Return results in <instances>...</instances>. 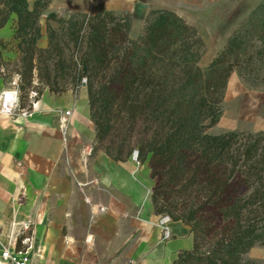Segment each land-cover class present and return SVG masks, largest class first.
Segmentation results:
<instances>
[{"label":"trees","instance_id":"trees-1","mask_svg":"<svg viewBox=\"0 0 264 264\" xmlns=\"http://www.w3.org/2000/svg\"><path fill=\"white\" fill-rule=\"evenodd\" d=\"M48 4L0 0V28L13 20L19 89L33 77L38 96L45 88L61 93L67 84L86 85L92 154L102 149L117 161L137 150L154 182V213L180 220L192 234V247L171 264H264L247 255L264 246V130L206 131L222 113L231 71L220 69L225 52L201 70L192 50L201 39L168 9L150 10L136 39L126 10L49 12L41 48L39 18ZM258 38L264 45V21ZM7 44L0 39V47Z\"/></svg>","mask_w":264,"mask_h":264},{"label":"crops","instance_id":"crops-1","mask_svg":"<svg viewBox=\"0 0 264 264\" xmlns=\"http://www.w3.org/2000/svg\"><path fill=\"white\" fill-rule=\"evenodd\" d=\"M84 1L64 0L65 5L51 1L47 10L59 14L126 10L133 15L132 30L136 31L152 8L173 10L199 29L200 15L204 13L210 19L211 30L217 24L222 26L219 37L216 34L208 37L211 57L222 48L235 27L234 14L257 3L86 0V5H70ZM216 8L227 11L221 18L222 24L213 20ZM11 32L9 38L0 39L12 40L13 28ZM44 35L41 30L37 44L42 48L46 46ZM233 91L235 115L224 116L219 125L225 130H264V91L246 87L240 79L228 81L225 95H232ZM87 103L88 97L77 98L72 89L53 93L45 88L33 102L29 116L0 115V211L10 209L11 199L21 194L22 203L14 224L17 228L28 222L29 236L39 252V264H171L180 250L192 247L188 226L180 220L160 222L162 216L154 213L150 186L145 179L148 170L141 173L144 164L134 163L136 160L130 157L116 161L102 149L93 154L90 149L88 154L82 152V147L93 143L95 134ZM64 111H69V115L62 131L59 117ZM2 227V232L8 230L6 224ZM164 227L168 229L167 238L163 237ZM6 239L5 235L2 240Z\"/></svg>","mask_w":264,"mask_h":264},{"label":"rangeland","instance_id":"rangeland-1","mask_svg":"<svg viewBox=\"0 0 264 264\" xmlns=\"http://www.w3.org/2000/svg\"><path fill=\"white\" fill-rule=\"evenodd\" d=\"M33 0H30V2L32 3ZM51 1H55V5H65L66 3H63L64 0H49V2ZM257 3L256 5H254L251 9L247 10V11H243V12H239L238 14H234L233 17L237 16V20H236V25L235 27L232 29V31L229 33L228 37L226 38V41L224 42L222 48L217 51L215 53V55L213 57L210 56V52L208 51V37L210 35H215L217 37L220 36V32L222 31V26L217 24L216 27L212 26V30L209 27L208 24V20H210L209 18H205V14L202 13L200 15V21L202 23V27H197L195 25H193L192 23L188 22L185 18H183L182 16L178 15L179 17H181L183 19V21L188 24L189 26H192L195 30H196V36H198L201 39L202 45H194L193 46V51L195 55L199 54V58L197 61V65L198 67L205 71L209 66L210 63L212 62V60H214V58L217 57V55L220 52H225V62L221 64L220 69L224 70L228 67H230L231 71L229 73V76L227 78L226 81V86L223 92V97L222 100L220 102V107L222 110L221 116L218 120V122L209 127L206 131L210 134H220L222 132H225L227 130H225L223 127H221L219 125V123L221 122L222 118L228 114H234L232 113V109H236V92L233 91L234 94H230L227 93V95H225V90L227 88V84L228 81H233L234 79L237 80H241L244 85L246 87H252L254 89H258V90H262L264 91V45L262 44V42L260 41V39L258 38L259 34H260V27L261 24H263V19L261 15L262 13L264 14V0H255ZM75 3V4H73ZM86 5L88 4V1H84L81 2L80 4H78V2H72V4L70 5ZM260 5H263L262 11L259 12V10H256V8ZM31 6V5H30ZM48 7V6H47ZM48 8H46V10L40 15L39 18V25H40V32L41 30L44 31L45 33V39H46V45H47V36H46V24H47V14L49 13ZM152 9H166V8H152ZM150 9V10H152ZM149 10V11H150ZM170 10V9H168ZM115 11V10H113ZM123 10H116L115 12H121ZM148 11V13H149ZM173 11V10H171ZM240 11V10H239ZM53 12V11H51ZM74 12V11H72ZM78 12H83V11H78ZM174 12V11H173ZM57 13V12H55ZM69 12H65V13H57L58 15H65ZM96 13V12H95ZM148 13L146 14V16L148 15ZM175 13V12H174ZM87 14H94V13H87ZM227 14L226 10H222L219 8L213 9V20H217L218 23L222 24V17ZM132 15V13H131ZM46 16V17H44ZM146 16L144 17L143 20V24L142 27L139 29L136 28L135 30H132V26H131V31H130V37L133 39H136L138 37V35L143 34L144 32V26H145V19ZM132 20H133V15H132ZM206 20V21H205ZM52 25H54L53 22H50ZM224 23V22H223ZM13 25V20H10L5 28L0 32V37L1 38H9L11 36V29ZM14 26V25H13ZM226 28H224L225 30ZM185 36H186V41H192L194 38V36L191 35V31L187 30L185 31ZM13 37V34H12ZM41 37V35H40ZM40 39V38H39ZM8 44L5 48L0 47V92L4 89L7 88L9 86V82L11 81L12 77L15 75L14 69L16 68L13 64L16 57L14 58V53L16 54L17 52H12L13 50V41L12 40H8L6 41ZM38 43V42H37ZM38 45V44H37ZM141 47V45H140ZM42 48V47H41ZM170 51H164V54L167 55V53H169ZM152 66L155 67V64H152ZM153 67V68H154ZM255 79L252 80L254 77ZM251 80L253 81V84L250 85ZM83 82H85V79L82 80ZM22 84V83H21ZM33 85L38 84L37 83V79L36 77H33ZM33 85H25V88H21L19 89V103H18V107L16 108L15 112L12 115L9 116H3V118L5 117H14L17 115H21V116H29V109L32 107L33 102H35L40 95L38 96L36 93V89L34 87H32ZM71 85L67 84L66 88L64 91L68 90L70 92ZM232 89V88H230ZM74 92V96L77 98H86L87 100V88L86 85H80L76 90L72 89ZM234 90V89H233ZM35 92L36 95H32V92ZM88 104V103H87ZM65 112V111H64ZM63 112V113H64ZM1 115V114H0ZM67 118V117H66ZM224 119V118H223ZM67 123V121L64 123V127H60V129L63 131L65 128V124ZM59 124L60 123V117H59ZM94 125V124H93ZM234 130H238V129H234ZM239 131H246V130H239ZM94 145V141L91 145H86L84 147H82L81 150L86 149V151H89L90 149V154H92V147ZM135 151V150H134ZM134 151L132 152L130 158H133V154ZM89 154V155H90ZM87 155L85 156V161L87 162ZM135 161V160H134ZM138 161L136 160L137 163ZM139 163V162H138ZM140 164V163H139ZM144 164V168L143 171L141 173L144 174V172L146 173V170H148L149 173V168L147 166L146 163ZM142 165V164H140ZM145 179H147L149 186L152 187L153 185V179L149 178V176L145 174ZM22 203V198H21V194H18L16 196H14L11 201L9 202L11 208L10 209H6L3 211H0V241L2 243H4L2 241V230L3 224H6L8 226V230H5V235L6 238L8 239H12L16 234H18V237H24V236H28L30 235V228L24 230L23 228V223H20L17 228L15 223V214L17 212V210L19 209L20 205ZM28 224V222H26ZM6 239V240H7ZM5 240V241H6ZM247 255L249 257L252 258H259V259H263L264 260V246H256L253 247L248 253Z\"/></svg>","mask_w":264,"mask_h":264},{"label":"built area","instance_id":"built-area-1","mask_svg":"<svg viewBox=\"0 0 264 264\" xmlns=\"http://www.w3.org/2000/svg\"><path fill=\"white\" fill-rule=\"evenodd\" d=\"M19 81V75L15 74L9 82V86L0 92V114L3 116L12 115L18 107ZM32 95H36L34 91ZM68 115L69 111H65L60 116L61 128L64 127ZM82 152L88 154L86 149L82 150ZM169 219L168 216H162L160 222L166 223ZM22 226L24 230L29 228V224L26 222H23ZM163 233L164 238L169 236L166 227H164ZM39 258L38 249H36L29 235L18 237V234H16L7 244L0 246V264H39Z\"/></svg>","mask_w":264,"mask_h":264},{"label":"bare ground","instance_id":"bare-ground-1","mask_svg":"<svg viewBox=\"0 0 264 264\" xmlns=\"http://www.w3.org/2000/svg\"><path fill=\"white\" fill-rule=\"evenodd\" d=\"M1 237H2V239L5 237V232H2ZM2 241H3V240H2ZM9 241H10L9 238H8L6 241H3L4 243H2V242L0 241V246H2L3 244H7Z\"/></svg>","mask_w":264,"mask_h":264},{"label":"water","instance_id":"water-1","mask_svg":"<svg viewBox=\"0 0 264 264\" xmlns=\"http://www.w3.org/2000/svg\"><path fill=\"white\" fill-rule=\"evenodd\" d=\"M137 156V150L134 151V160L136 159Z\"/></svg>","mask_w":264,"mask_h":264}]
</instances>
